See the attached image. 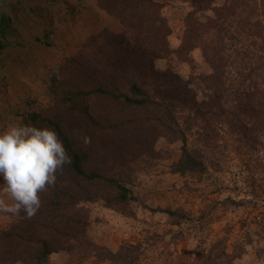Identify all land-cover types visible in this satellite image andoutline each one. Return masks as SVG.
Here are the masks:
<instances>
[{"label": "trees", "instance_id": "16d2710c", "mask_svg": "<svg viewBox=\"0 0 264 264\" xmlns=\"http://www.w3.org/2000/svg\"><path fill=\"white\" fill-rule=\"evenodd\" d=\"M52 1L60 7L62 23L77 27V3L84 0ZM89 1L117 28L91 35L75 53L53 62L42 93L4 101L12 125L55 129L71 163L58 171L55 186L40 193L36 215L0 216V264H55L52 257L60 254L69 264H135L141 247L125 245L115 253L91 239L89 206L100 203L124 214V208L138 203L168 216L172 226L194 222L182 210L149 208L129 187L140 163L162 159L156 149L160 139L182 143L172 172L184 176L208 171L204 152L189 139L196 129L208 148L220 126L239 137L240 148L259 153L264 147V0H186L176 49L161 0ZM8 7L0 8V57L29 49L20 13ZM206 13L211 15L203 17ZM53 33L48 30L33 43L52 48ZM197 51L212 70L199 77L211 91L205 99L193 87L194 75L186 80L172 68L157 66L175 55L194 73ZM8 126L0 122V131ZM0 198L12 203L2 192ZM201 243L186 258L172 254L169 264H236L247 254L243 241L232 248L225 237L210 247Z\"/></svg>", "mask_w": 264, "mask_h": 264}, {"label": "rangeland", "instance_id": "374dc122", "mask_svg": "<svg viewBox=\"0 0 264 264\" xmlns=\"http://www.w3.org/2000/svg\"><path fill=\"white\" fill-rule=\"evenodd\" d=\"M161 1L166 5L164 13L174 29L171 47L176 49L183 29L181 17L188 11V4L186 0ZM77 5L80 16L75 27L62 23L60 7L52 0H0V8L12 6L19 11L25 37L23 42L29 48L26 51L13 49L0 57L4 65L0 67V122L12 125L5 116V99L14 103L20 97L38 94V90L42 93L44 87L41 85L53 62L75 53L91 35L101 33L107 27L117 28L114 20L89 0ZM210 15L206 13L202 16ZM48 30L54 32L51 35L52 48L33 43ZM194 56L197 66L194 73L175 55L169 60L158 61L157 66L162 70L172 68L186 80L194 75L193 87L199 99H205L211 91L199 77L212 70L199 51ZM220 127L222 131H217L215 142L209 146L211 148L201 141L197 129L189 133L192 146H199L205 155L208 171L202 177L174 174L172 165L181 157L182 143L160 139L156 149L161 152L162 159L146 158L136 167L133 182L129 183L135 195L149 208L182 210L194 222L179 228L172 226L168 216L152 213L138 203L124 208V214L118 209L111 210L96 203L89 206L91 239L115 253L125 245L141 247L135 264H169L172 254L186 258V254L196 253L201 242L210 247L213 242L225 237L230 248L244 242L247 254L236 264H264V147L259 153L240 148L239 137L228 126ZM242 200L246 202L241 206L235 205ZM0 216L6 217L7 214L0 213ZM52 261L69 264L65 254L53 255ZM83 264L111 263L88 260Z\"/></svg>", "mask_w": 264, "mask_h": 264}, {"label": "clouds", "instance_id": "9594fccd", "mask_svg": "<svg viewBox=\"0 0 264 264\" xmlns=\"http://www.w3.org/2000/svg\"><path fill=\"white\" fill-rule=\"evenodd\" d=\"M71 157L55 129L13 124L0 131V213L33 217L42 206L40 193L55 186L57 173Z\"/></svg>", "mask_w": 264, "mask_h": 264}]
</instances>
